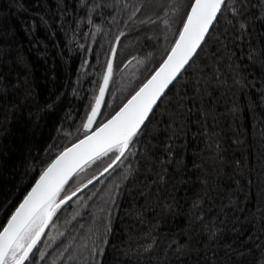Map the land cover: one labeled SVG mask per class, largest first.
<instances>
[{
    "label": "trees",
    "instance_id": "obj_1",
    "mask_svg": "<svg viewBox=\"0 0 264 264\" xmlns=\"http://www.w3.org/2000/svg\"><path fill=\"white\" fill-rule=\"evenodd\" d=\"M246 3V31L225 10L135 138L134 155L58 212L30 264H264V0ZM188 4L0 0V225L82 137L116 38L123 33L105 116L168 49ZM99 209L111 218L104 254L61 255Z\"/></svg>",
    "mask_w": 264,
    "mask_h": 264
},
{
    "label": "snow or ice",
    "instance_id": "obj_2",
    "mask_svg": "<svg viewBox=\"0 0 264 264\" xmlns=\"http://www.w3.org/2000/svg\"><path fill=\"white\" fill-rule=\"evenodd\" d=\"M246 8V0H234L231 4L229 0H189L179 21L182 27L176 29L178 36L173 38L174 43L170 45V50L163 54L166 58L149 73L144 82L129 92L120 105L112 107L106 116L104 109L108 102L105 96L113 74V59L109 58L104 62L106 67L102 82H99L98 94L85 106L81 121L83 138H78L70 147H65L55 155L40 171L38 179L7 218V222L0 225V264H30V254L61 206L70 202L81 189L87 188L97 179L93 175L87 184L80 182L70 188L75 176L90 162L103 156H107L109 161L103 168V172L107 173L109 169L122 163L127 155H134L129 150L135 143V138L142 132L141 126L145 125L153 106L165 94V89L178 79V74L193 58L202 41L206 42L210 26L214 22L218 23L220 16L227 10L232 13V20L239 21L243 34L247 24L241 18ZM261 13L264 15V5L261 6ZM132 15L135 16L136 12ZM111 51L114 56L116 48L113 47ZM254 52L255 49L250 51L249 59L253 58ZM113 186L119 188V185ZM97 195L98 193H93L85 203L95 199ZM98 211L99 217H91L92 225L88 232L85 234L82 226L79 229L82 235L69 239L61 255H68L69 260H72L76 256L82 257L84 253L93 258L104 254L105 249L101 245L108 243L111 218L104 215L103 209ZM73 219L75 217L68 221L69 225ZM85 264L88 262L85 261Z\"/></svg>",
    "mask_w": 264,
    "mask_h": 264
},
{
    "label": "water",
    "instance_id": "obj_3",
    "mask_svg": "<svg viewBox=\"0 0 264 264\" xmlns=\"http://www.w3.org/2000/svg\"><path fill=\"white\" fill-rule=\"evenodd\" d=\"M215 23H216V22H214V24H213L212 26H210V32H211L213 26L215 25ZM181 27H182V25H181ZM209 34H210V33H209ZM209 34H206V39H207V37H208ZM176 36H178V32H177ZM119 37H120L119 40L116 39L115 44H114V46H113V47L116 48V51H117L118 43H119V41H120L122 35L119 36ZM173 43H174V40L172 41L171 44H173ZM204 43H205V42L202 41L201 46L197 49V52L193 54V58L190 59L189 63L185 65V68L182 69V70H181V73L178 74V79H179V78L181 77V75L185 72V70L190 66V64H191L192 61L195 59L196 55L198 54V52L200 51V49L202 48V46H203ZM171 44H170V45H171ZM170 45H169V47H168V49H167L166 51L170 50ZM164 53H165V52H164ZM115 55H116V53H115ZM115 55L113 56V53H112V51H111V54H110V57H109V58H112V59H113V74H114V60H115ZM163 58H166V57H164V56L162 55L161 58H159V60H158L155 64H153V65L150 67V69L148 70V72H147V74L145 75L144 79L138 84V86H139L142 82L145 81V79L148 77V75H149L150 72H152L155 68H157V67L159 66V63H162V59H163ZM113 74H112V76H111V78H110L109 86H110V83H111V81H112ZM178 79H176L172 84L169 85V87H168L167 89H165V94H163V95H162V98L159 99V100L157 101V104L153 106V111L149 114V117L146 119L145 124L148 122V120L150 119V117L152 116V114L154 113V111L156 110V108L158 107V105L160 104V102L164 99V97L167 95V93L170 91V89H171L172 86L177 82ZM101 82H102V81H101ZM138 86H137V87H138ZM137 87H136V88H137ZM108 89H109V88H108ZM107 91H108V90H107ZM107 91H106V95H107ZM97 94H98V93H97ZM105 98H106V96H105ZM144 126H145V125H142L141 127L143 128ZM83 131H84V129L81 128V133H83ZM80 138H83V137H80ZM75 142H76V141H75ZM75 142H74V143H75ZM72 144H73V143H72ZM72 144H71V145H72ZM71 145H70V146H71ZM70 146H68V147H70ZM105 157H106V156H103V157H101V158H99V159H97V160H95V161H93V162H90L89 165H88L87 167H85L82 171H84L86 168L90 167V166L93 165L95 162H97V161H99V160H102V159L105 158ZM109 170H110V169H109ZM82 171H80L79 174H80ZM102 173H103V175L105 174L103 171H102ZM79 174H78V175H79ZM78 175H76L75 178H76ZM103 175L100 174V175L97 177V179L94 180V181L92 182V184H90V185L87 186V188L81 189V191H80L79 193H77L76 197H77L80 193H82L83 191L87 190V189H88L90 186H92L94 183H96L97 181H99ZM75 178H74V179H75ZM37 179H38V178H37ZM74 179H73V180H74ZM73 180H72V181H73ZM34 183H35V181H34ZM34 183H33V184H34ZM33 184H32V185H33ZM31 187H32V186H31ZM31 187H30V189H31ZM30 189H29V190H30ZM29 190H28V191H29ZM28 191H27V192H28ZM74 198H75V197H74ZM74 198H73V199H74ZM22 200H23V198L20 200V202H21ZM20 202L18 203V205H17L16 207L19 206ZM67 203H69V202H66L65 205H66ZM65 205H62V206H61V209H62ZM16 207H15V208H16ZM61 209H59L58 212H59ZM14 211H15V209L13 210V212H14ZM58 212H57V214H58ZM11 214H12V213H11ZM54 218H55V216L53 217V219H54ZM53 219H52V221H53ZM52 221H51V222H52ZM6 222H7V221H6ZM51 222H50V224H51ZM50 224H49V226H50ZM49 226L46 227L44 234H42L40 241H38V243H37V246L39 245V243L41 242V240H42L43 237L45 236V234H46V232H47ZM37 246L33 249V252H34V250L37 248ZM31 255H32V253L30 254V256H31Z\"/></svg>",
    "mask_w": 264,
    "mask_h": 264
},
{
    "label": "rangeland",
    "instance_id": "obj_4",
    "mask_svg": "<svg viewBox=\"0 0 264 264\" xmlns=\"http://www.w3.org/2000/svg\"><path fill=\"white\" fill-rule=\"evenodd\" d=\"M139 13V12H138ZM138 13H136V15L138 14ZM115 44V43H114ZM130 62H131V60H130ZM129 64V62L128 63H126L125 64V66L121 69V71L127 66ZM104 160H108V157L106 156L105 158H103L102 160H101V162L102 161H104ZM97 164V163H96ZM96 164H94V165H92V166H90V167H88V168H86L84 171H82L73 181H72V183L70 184V185H72L73 187H75L76 185H78L80 182H83V183H85V184H87V181L89 180V179H91V177L94 175L93 173H91V171L94 169V167L96 166ZM106 167V166H105ZM116 166H114L113 167V169H110L109 170V172H107V173H105L102 177H101V179L104 177V176H106L108 173H110L111 171H113L114 170V168H115ZM102 171H103V169L98 173V174H96V177H98L101 173H102ZM91 176V177H90ZM100 179V180H101ZM99 180V181H100ZM98 182V181H97ZM96 182V183H97ZM95 184V183H94ZM93 184V185H94ZM92 185V186H93ZM92 186H90L89 188H91ZM88 188V189H89ZM87 189V190H88ZM86 191V190H85ZM85 191H83L82 193H84ZM82 193H80L79 195H81ZM78 195V196H79Z\"/></svg>",
    "mask_w": 264,
    "mask_h": 264
},
{
    "label": "bare ground",
    "instance_id": "obj_5",
    "mask_svg": "<svg viewBox=\"0 0 264 264\" xmlns=\"http://www.w3.org/2000/svg\"><path fill=\"white\" fill-rule=\"evenodd\" d=\"M38 177H39V176H38ZM38 177H37V178H38ZM37 178H36V179H37Z\"/></svg>",
    "mask_w": 264,
    "mask_h": 264
}]
</instances>
